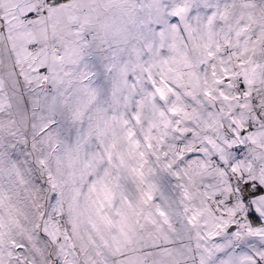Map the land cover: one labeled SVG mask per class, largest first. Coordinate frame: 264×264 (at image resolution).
Returning <instances> with one entry per match:
<instances>
[{"label":"snow or ice","instance_id":"1","mask_svg":"<svg viewBox=\"0 0 264 264\" xmlns=\"http://www.w3.org/2000/svg\"><path fill=\"white\" fill-rule=\"evenodd\" d=\"M0 264H264V0H0Z\"/></svg>","mask_w":264,"mask_h":264}]
</instances>
